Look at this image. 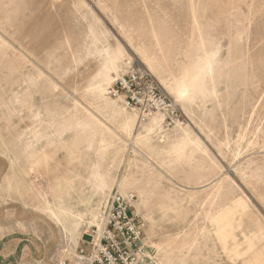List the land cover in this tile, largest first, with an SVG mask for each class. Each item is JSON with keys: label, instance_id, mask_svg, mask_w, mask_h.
Listing matches in <instances>:
<instances>
[{"label": "rangeland", "instance_id": "374dc122", "mask_svg": "<svg viewBox=\"0 0 264 264\" xmlns=\"http://www.w3.org/2000/svg\"><path fill=\"white\" fill-rule=\"evenodd\" d=\"M116 190L158 264H264V0H0V264L73 261Z\"/></svg>", "mask_w": 264, "mask_h": 264}, {"label": "built area", "instance_id": "2783aa9c", "mask_svg": "<svg viewBox=\"0 0 264 264\" xmlns=\"http://www.w3.org/2000/svg\"><path fill=\"white\" fill-rule=\"evenodd\" d=\"M112 94L124 104L139 111L144 122L157 112H170L176 122L183 124L176 105L161 94L153 78L134 70L116 80ZM133 192H112L106 207L100 211L87 231L88 248L77 250L73 261L63 258L58 264H158L145 242V222L134 212Z\"/></svg>", "mask_w": 264, "mask_h": 264}, {"label": "bare ground", "instance_id": "6f19581e", "mask_svg": "<svg viewBox=\"0 0 264 264\" xmlns=\"http://www.w3.org/2000/svg\"><path fill=\"white\" fill-rule=\"evenodd\" d=\"M179 92H181V91L179 90Z\"/></svg>", "mask_w": 264, "mask_h": 264}, {"label": "crops", "instance_id": "0c3cea01", "mask_svg": "<svg viewBox=\"0 0 264 264\" xmlns=\"http://www.w3.org/2000/svg\"><path fill=\"white\" fill-rule=\"evenodd\" d=\"M262 248V247H261Z\"/></svg>", "mask_w": 264, "mask_h": 264}]
</instances>
